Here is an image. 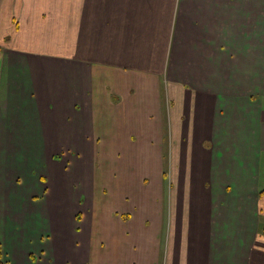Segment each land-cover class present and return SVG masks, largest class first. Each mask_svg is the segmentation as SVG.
<instances>
[{"label": "crops", "instance_id": "obj_1", "mask_svg": "<svg viewBox=\"0 0 264 264\" xmlns=\"http://www.w3.org/2000/svg\"><path fill=\"white\" fill-rule=\"evenodd\" d=\"M3 264H264V0H0Z\"/></svg>", "mask_w": 264, "mask_h": 264}, {"label": "trees", "instance_id": "obj_2", "mask_svg": "<svg viewBox=\"0 0 264 264\" xmlns=\"http://www.w3.org/2000/svg\"><path fill=\"white\" fill-rule=\"evenodd\" d=\"M0 264H3L1 245H0Z\"/></svg>", "mask_w": 264, "mask_h": 264}]
</instances>
